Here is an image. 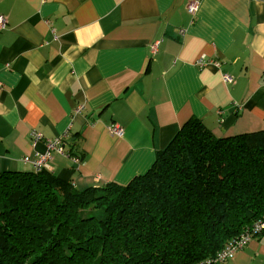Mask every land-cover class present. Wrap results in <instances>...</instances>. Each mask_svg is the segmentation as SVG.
I'll list each match as a JSON object with an SVG mask.
<instances>
[{
  "label": "crops",
  "instance_id": "obj_1",
  "mask_svg": "<svg viewBox=\"0 0 264 264\" xmlns=\"http://www.w3.org/2000/svg\"><path fill=\"white\" fill-rule=\"evenodd\" d=\"M0 17V173L48 155L77 189L125 185L191 118L264 131V0H0ZM219 264H264V232Z\"/></svg>",
  "mask_w": 264,
  "mask_h": 264
},
{
  "label": "trees",
  "instance_id": "obj_2",
  "mask_svg": "<svg viewBox=\"0 0 264 264\" xmlns=\"http://www.w3.org/2000/svg\"><path fill=\"white\" fill-rule=\"evenodd\" d=\"M263 221L264 131L216 137L196 118L125 185L0 173V264H214Z\"/></svg>",
  "mask_w": 264,
  "mask_h": 264
},
{
  "label": "built area",
  "instance_id": "obj_3",
  "mask_svg": "<svg viewBox=\"0 0 264 264\" xmlns=\"http://www.w3.org/2000/svg\"><path fill=\"white\" fill-rule=\"evenodd\" d=\"M197 9V5H191L189 7L190 12H194ZM7 22L3 17H0V31L4 30L6 28ZM206 63V60L204 57H202L197 65L200 67L203 66ZM224 80H228L227 76H224ZM109 133L113 136L120 137L122 135V130L118 126H112L109 128ZM42 139V136L39 133L33 132L32 133V140L35 143L39 142ZM47 147L51 150H54L58 153H63L62 147H61V142L60 140L56 139L53 141L47 140ZM48 155L47 156H41L35 161L32 162V165L34 167V170L39 171V170H46L45 164L47 161ZM255 231H261L264 230V221L261 224H258L254 227ZM252 233L250 234H245L241 237L239 241H237L235 244L231 245L229 248L224 250L221 255L217 258L216 262L214 264H219L222 263L223 261L231 258L235 253L238 251L242 250L244 246L251 240L253 239Z\"/></svg>",
  "mask_w": 264,
  "mask_h": 264
}]
</instances>
